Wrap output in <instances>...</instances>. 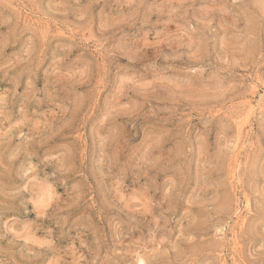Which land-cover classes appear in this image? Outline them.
Segmentation results:
<instances>
[{
  "label": "rangeland",
  "instance_id": "rangeland-1",
  "mask_svg": "<svg viewBox=\"0 0 264 264\" xmlns=\"http://www.w3.org/2000/svg\"><path fill=\"white\" fill-rule=\"evenodd\" d=\"M0 264H264V0H0Z\"/></svg>",
  "mask_w": 264,
  "mask_h": 264
}]
</instances>
